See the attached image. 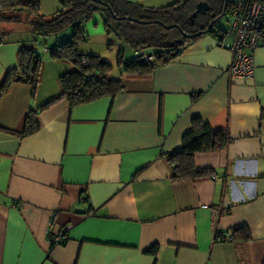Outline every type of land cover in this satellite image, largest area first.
<instances>
[{
    "label": "crops",
    "instance_id": "obj_1",
    "mask_svg": "<svg viewBox=\"0 0 264 264\" xmlns=\"http://www.w3.org/2000/svg\"><path fill=\"white\" fill-rule=\"evenodd\" d=\"M46 17L60 0H33ZM163 7L173 0H131ZM0 44V264H264V47L250 79L230 78L229 40L201 36L148 75L117 66L122 88L71 107L59 78L75 67L38 45L29 84L1 85L18 68L28 27ZM79 52L108 59L102 17L83 24ZM116 63V59L114 61ZM52 101V102H51ZM38 129L22 136L29 112ZM194 117L231 141L193 156L196 179L173 180L165 155ZM245 227L233 242L216 239ZM60 233L65 239L56 242ZM156 246V253L148 250Z\"/></svg>",
    "mask_w": 264,
    "mask_h": 264
},
{
    "label": "trees",
    "instance_id": "obj_2",
    "mask_svg": "<svg viewBox=\"0 0 264 264\" xmlns=\"http://www.w3.org/2000/svg\"><path fill=\"white\" fill-rule=\"evenodd\" d=\"M203 1L209 5L207 13L191 19L196 5ZM223 6L224 0H173L158 8L145 7L131 0H60L59 9L46 17L40 14L39 5L33 0H0V25L18 24L21 22L20 14H24L23 24L28 26L30 36L18 51V68L7 72L1 91L4 92L11 82L17 81L29 84L34 95L42 63L38 45L46 44L50 38H58L70 30V37L58 40L48 50L49 58L69 60L75 67L60 76V96L71 107L103 96H114L122 85L120 80L106 76L113 65L98 55L79 52V45L85 41L83 24L94 14L102 17L104 30L109 37L108 49L113 44L118 45L116 66L122 67L126 74L148 75L156 67L175 59L201 36L212 34L220 38L225 30L214 29L216 23L212 22L223 16ZM231 7L232 0H228L226 14ZM14 34L15 31L0 28V44L13 41ZM137 50L151 52L153 60L147 63L134 60L133 52ZM126 51H130L129 60H126ZM84 58L88 59L86 65L81 63ZM260 117H264V110ZM37 129L36 113L31 111L26 116L21 135L32 134ZM230 141L226 131L213 130L201 118L194 117L190 128L182 136L180 147L165 155L171 167L172 179H196L209 175L211 170L195 167L193 156L201 152L220 151ZM239 231L248 236L245 227L235 229L230 232L233 241ZM215 237L219 240L224 238L217 233ZM156 250L157 247L153 246L148 251L155 254Z\"/></svg>",
    "mask_w": 264,
    "mask_h": 264
},
{
    "label": "built area",
    "instance_id": "obj_3",
    "mask_svg": "<svg viewBox=\"0 0 264 264\" xmlns=\"http://www.w3.org/2000/svg\"><path fill=\"white\" fill-rule=\"evenodd\" d=\"M228 14V28L220 38L216 37L218 41H230L228 49L232 59L226 70L227 75L232 79H250L255 69L253 52L264 47V0H232ZM133 59L147 63L153 60V54L137 50L133 52ZM81 63L86 65L88 59H82ZM62 239H65V235L60 233L55 241L60 242ZM223 240L232 242L233 235L229 232Z\"/></svg>",
    "mask_w": 264,
    "mask_h": 264
},
{
    "label": "rangeland",
    "instance_id": "obj_4",
    "mask_svg": "<svg viewBox=\"0 0 264 264\" xmlns=\"http://www.w3.org/2000/svg\"><path fill=\"white\" fill-rule=\"evenodd\" d=\"M20 19L21 20H19V21H21L20 23H18V24H14L13 26V29H15V30H18V28H22V27H28V26H26L25 24H23V19H24V17H25V15L24 14H20ZM230 20V17H229V14L227 13H225L217 22H216V24H215V28L214 29H227L228 28V26H229V21ZM9 26V25H8ZM7 25H5V24H2V25H0V28H3V29H8L9 27H8ZM12 26V25H11ZM71 36V31L69 30V31H66L65 33H63V34H61L59 37H63L62 39H66V38H68V37H70ZM112 49V48H111ZM117 51H118V48H115L114 49V51H107V54H108V59H112V62L110 63V64H112L113 65V71H112V73H113V75L115 74V70H117L116 69V63H114V61H115V59H116V54H117ZM130 56V51H126V60H129V57ZM109 63V62H108Z\"/></svg>",
    "mask_w": 264,
    "mask_h": 264
},
{
    "label": "water",
    "instance_id": "obj_5",
    "mask_svg": "<svg viewBox=\"0 0 264 264\" xmlns=\"http://www.w3.org/2000/svg\"><path fill=\"white\" fill-rule=\"evenodd\" d=\"M227 3H228V0H224L223 15L225 13V10H226V7H227ZM208 9H209V5L207 4V2H205V1L199 2L196 5L195 11L192 13L190 18L192 19V18L196 17L199 14H201V15L206 14ZM220 18H221V16L215 18L212 23H216ZM127 19L131 20V18H127ZM170 27L171 26H169L167 28H170Z\"/></svg>",
    "mask_w": 264,
    "mask_h": 264
}]
</instances>
